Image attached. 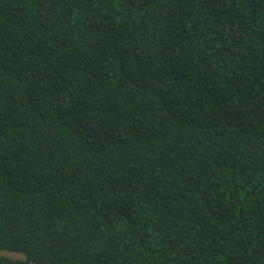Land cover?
I'll return each mask as SVG.
<instances>
[{"label":"trees","instance_id":"trees-1","mask_svg":"<svg viewBox=\"0 0 264 264\" xmlns=\"http://www.w3.org/2000/svg\"><path fill=\"white\" fill-rule=\"evenodd\" d=\"M0 264H264V0H0Z\"/></svg>","mask_w":264,"mask_h":264},{"label":"rangeland","instance_id":"rangeland-1","mask_svg":"<svg viewBox=\"0 0 264 264\" xmlns=\"http://www.w3.org/2000/svg\"><path fill=\"white\" fill-rule=\"evenodd\" d=\"M6 255L9 257H12V258H22V256L20 254H15V253H13V254L6 253Z\"/></svg>","mask_w":264,"mask_h":264}]
</instances>
